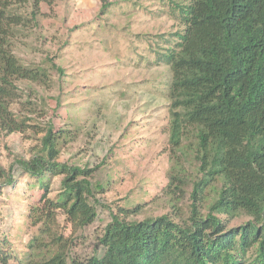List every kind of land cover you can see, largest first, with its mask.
Wrapping results in <instances>:
<instances>
[{
    "label": "trees",
    "instance_id": "16d2710c",
    "mask_svg": "<svg viewBox=\"0 0 264 264\" xmlns=\"http://www.w3.org/2000/svg\"><path fill=\"white\" fill-rule=\"evenodd\" d=\"M49 2L0 0V131L6 134L24 132L11 109L19 99L17 84L46 85L51 71L64 74L51 60L31 68L14 54L24 18L12 8L29 4L35 16ZM166 3L183 26L156 38V62H164L171 76L168 144L180 153L167 173V190L180 200L191 186L187 216L128 220L133 210L111 211L101 252L69 255L61 222L84 229L97 219L100 202L90 180L94 169L58 160L67 134L50 119L29 159L15 158L8 169L0 164V196L17 186L16 169L27 189L39 192L22 213L37 234L22 252L0 236V264H264V0ZM55 109L56 116L59 103ZM185 159L194 171L186 172ZM56 177L61 190L51 199ZM241 217L248 220L230 225Z\"/></svg>",
    "mask_w": 264,
    "mask_h": 264
},
{
    "label": "rangeland",
    "instance_id": "374dc122",
    "mask_svg": "<svg viewBox=\"0 0 264 264\" xmlns=\"http://www.w3.org/2000/svg\"><path fill=\"white\" fill-rule=\"evenodd\" d=\"M49 1L35 16L29 4L12 8L24 18L16 27L14 54L31 68L47 67L51 60L64 74L51 71L46 85L17 84L19 99L11 109L25 123L24 132L0 131V164L8 169L15 158L29 159L50 119L63 126L67 142L58 160L94 169L90 180L100 202L91 225L80 229L61 222L58 230L68 240L69 255L84 259L101 252L99 239L111 211L133 210L128 220L187 216L191 186L180 200L167 190V173L180 153L168 144L170 70L156 62L161 47L156 38L183 26L166 0ZM184 161L186 172L192 171ZM14 177L17 186L0 196V236L22 252L37 234L22 213L39 192L27 189L17 169ZM60 180L50 184L51 199L58 197Z\"/></svg>",
    "mask_w": 264,
    "mask_h": 264
}]
</instances>
